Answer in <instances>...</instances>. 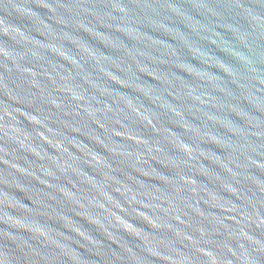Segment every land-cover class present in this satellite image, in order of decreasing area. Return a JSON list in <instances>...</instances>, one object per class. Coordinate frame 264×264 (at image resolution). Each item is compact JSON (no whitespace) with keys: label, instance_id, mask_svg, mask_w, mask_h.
Segmentation results:
<instances>
[{"label":"water","instance_id":"1","mask_svg":"<svg viewBox=\"0 0 264 264\" xmlns=\"http://www.w3.org/2000/svg\"><path fill=\"white\" fill-rule=\"evenodd\" d=\"M0 264H264V0H0Z\"/></svg>","mask_w":264,"mask_h":264}]
</instances>
